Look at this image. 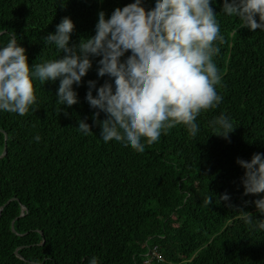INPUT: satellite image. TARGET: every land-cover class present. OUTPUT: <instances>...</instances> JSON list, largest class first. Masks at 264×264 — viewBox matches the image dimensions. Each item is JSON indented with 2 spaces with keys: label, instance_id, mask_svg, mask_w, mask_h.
<instances>
[{
  "label": "trees",
  "instance_id": "16d2710c",
  "mask_svg": "<svg viewBox=\"0 0 264 264\" xmlns=\"http://www.w3.org/2000/svg\"><path fill=\"white\" fill-rule=\"evenodd\" d=\"M131 2L0 0V42L14 32L31 67L58 57L43 38L63 17L74 21L70 44H78L95 34L99 11L110 16ZM151 3L145 0V8ZM223 3L213 0L212 7L223 36L214 60L224 100L198 117L195 138L177 125L143 153L104 142L85 99L86 81L98 80L99 86L105 79L98 78L95 62L82 84L74 85L79 103L60 106L59 81L37 79V102L29 113L0 112V154L6 144L0 159V264H87L93 255L100 264H264V230L246 224L241 212L264 219L253 203L264 193L244 194V169L237 163L264 152V27L242 26L222 11ZM221 112L236 127L228 138L208 123ZM85 118L92 134L76 128ZM210 193L214 202L206 207ZM223 193L230 201L219 200Z\"/></svg>",
  "mask_w": 264,
  "mask_h": 264
},
{
  "label": "clouds",
  "instance_id": "9594fccd",
  "mask_svg": "<svg viewBox=\"0 0 264 264\" xmlns=\"http://www.w3.org/2000/svg\"><path fill=\"white\" fill-rule=\"evenodd\" d=\"M212 3L152 0L146 9L145 0H133L116 7L110 16L99 11L95 34L82 37L78 44H70L75 24L65 16L43 38L45 45L55 46L58 57L31 67L25 47L12 32L6 43L0 42V112L29 113L37 102V79L59 81L56 98L60 106L79 103L74 85L82 84L95 62L98 78L105 79L99 86L98 80H87L85 99L95 110L93 125L100 127L104 142L115 140L143 153L177 125L185 126L195 138L200 131L198 117L224 100L217 90L224 87L223 77L214 60L223 36ZM222 11L238 17L250 30L264 27V0H224ZM4 33L5 29L0 30V35ZM86 119H80L76 127L83 135L93 133ZM208 123L224 138L236 128L224 112ZM41 139L39 134L34 136L37 142ZM237 163L244 169V194L264 193V152L254 153L250 160L238 158ZM214 197L210 193L204 205L212 204ZM219 200L230 201V194H221ZM253 203L264 216V195ZM241 212L246 224L264 230V219ZM87 264H100V260L93 255Z\"/></svg>",
  "mask_w": 264,
  "mask_h": 264
},
{
  "label": "bare ground",
  "instance_id": "6f19581e",
  "mask_svg": "<svg viewBox=\"0 0 264 264\" xmlns=\"http://www.w3.org/2000/svg\"><path fill=\"white\" fill-rule=\"evenodd\" d=\"M150 252H151V254H152L153 256H155V257L157 258V260L160 259L159 255H158L157 252L155 251V246H153V247L151 248Z\"/></svg>",
  "mask_w": 264,
  "mask_h": 264
},
{
  "label": "water",
  "instance_id": "95a60500",
  "mask_svg": "<svg viewBox=\"0 0 264 264\" xmlns=\"http://www.w3.org/2000/svg\"><path fill=\"white\" fill-rule=\"evenodd\" d=\"M5 139H6V136H5ZM6 153V144H4L3 146V150H2V153L0 154V159L5 155ZM17 255V254H16ZM18 256V255H17Z\"/></svg>",
  "mask_w": 264,
  "mask_h": 264
}]
</instances>
